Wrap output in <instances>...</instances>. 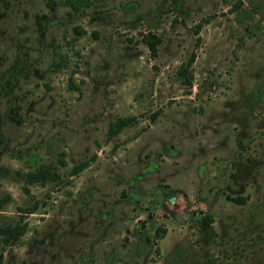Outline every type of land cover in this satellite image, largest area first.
Masks as SVG:
<instances>
[{
    "label": "rangeland",
    "instance_id": "obj_1",
    "mask_svg": "<svg viewBox=\"0 0 264 264\" xmlns=\"http://www.w3.org/2000/svg\"><path fill=\"white\" fill-rule=\"evenodd\" d=\"M0 200L1 264H264V0H0Z\"/></svg>",
    "mask_w": 264,
    "mask_h": 264
},
{
    "label": "trees",
    "instance_id": "obj_2",
    "mask_svg": "<svg viewBox=\"0 0 264 264\" xmlns=\"http://www.w3.org/2000/svg\"><path fill=\"white\" fill-rule=\"evenodd\" d=\"M73 31L75 34L79 35L83 32V30L79 26H74ZM199 27L196 26L194 29L195 34L198 33ZM140 35V41L147 47L150 56H154L156 52V47L158 43L160 42V37L151 33L146 32L144 34ZM194 52H190V54L187 57V60L184 64H180L177 68V74H179L183 78V83L187 85H191V71L190 67L192 65V62L194 60ZM68 87L73 90H77L78 88L71 82L69 79ZM158 110L154 112L150 116V120L153 121V119L156 117ZM136 123V119L133 116H120L117 117L114 121L110 122L107 128V137L111 138L115 134H117L119 131H121L124 127L134 125ZM87 166V161L83 160L80 162H77L74 164L71 169L70 173L75 175L79 173L82 169H84ZM55 177V173L47 168H38L34 171L28 172L26 174V179L28 183H36V182H45L47 179H52ZM226 199L235 203V204H244L246 201V198L243 196H229L225 195ZM2 203V200H0V204ZM210 215L204 216L203 221L205 223L210 222ZM25 229V224L16 223L12 226H6L2 229H0V232L5 236V239H8V242L10 244L14 243L18 237L23 234ZM164 233V229L162 228H156L153 239H158L160 235ZM147 238V237H146ZM148 239V238H147ZM2 256L0 254V264H1Z\"/></svg>",
    "mask_w": 264,
    "mask_h": 264
}]
</instances>
